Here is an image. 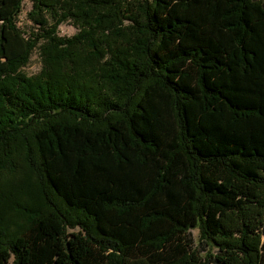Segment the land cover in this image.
I'll use <instances>...</instances> for the list:
<instances>
[{
	"label": "trees",
	"instance_id": "16d2710c",
	"mask_svg": "<svg viewBox=\"0 0 264 264\" xmlns=\"http://www.w3.org/2000/svg\"><path fill=\"white\" fill-rule=\"evenodd\" d=\"M31 2L25 34L0 0V264H264V0Z\"/></svg>",
	"mask_w": 264,
	"mask_h": 264
},
{
	"label": "rangeland",
	"instance_id": "374dc122",
	"mask_svg": "<svg viewBox=\"0 0 264 264\" xmlns=\"http://www.w3.org/2000/svg\"><path fill=\"white\" fill-rule=\"evenodd\" d=\"M31 5H32L31 0H23L22 11L19 14L18 19H17V24H18L19 28L25 34H28L31 31H34V29H35L33 24L26 17L27 12L31 9ZM58 32H59L60 36L70 37L76 32V28L73 25H71L70 23H64V24L59 26ZM40 66H41L40 65V58H39L37 50H35L32 52L31 57H30V61H29L28 65L23 69V71L27 75H34V74H37L39 72ZM192 233L196 239L197 238V232L192 231ZM198 249H200V248H198ZM7 264H14L13 258H11Z\"/></svg>",
	"mask_w": 264,
	"mask_h": 264
}]
</instances>
